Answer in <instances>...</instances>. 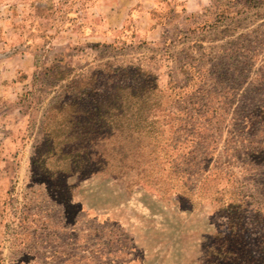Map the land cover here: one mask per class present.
Segmentation results:
<instances>
[{"label":"rangeland","instance_id":"374dc122","mask_svg":"<svg viewBox=\"0 0 264 264\" xmlns=\"http://www.w3.org/2000/svg\"><path fill=\"white\" fill-rule=\"evenodd\" d=\"M128 67L150 182L112 167L128 131L69 173L48 109ZM0 264H264V0H0Z\"/></svg>","mask_w":264,"mask_h":264},{"label":"trees","instance_id":"16d2710c","mask_svg":"<svg viewBox=\"0 0 264 264\" xmlns=\"http://www.w3.org/2000/svg\"><path fill=\"white\" fill-rule=\"evenodd\" d=\"M62 88L58 101L47 111L43 131L48 149L59 152L67 171L76 173L84 167L109 165L111 158L106 156L102 162L96 156V147L109 145L110 138L128 131L126 145L120 146L123 156L113 158L112 167L135 170L149 180L152 168L147 151L155 146L157 136H151L154 144L149 141L146 149L130 137L134 130L145 138L149 135L145 126L150 119L151 96L157 90L156 78L138 67H128L96 71L90 77L70 80Z\"/></svg>","mask_w":264,"mask_h":264},{"label":"crops","instance_id":"0c3cea01","mask_svg":"<svg viewBox=\"0 0 264 264\" xmlns=\"http://www.w3.org/2000/svg\"><path fill=\"white\" fill-rule=\"evenodd\" d=\"M23 62V60H19V63H22Z\"/></svg>","mask_w":264,"mask_h":264}]
</instances>
